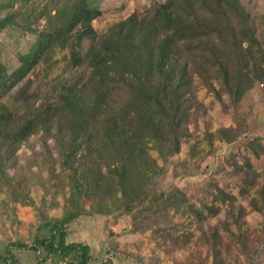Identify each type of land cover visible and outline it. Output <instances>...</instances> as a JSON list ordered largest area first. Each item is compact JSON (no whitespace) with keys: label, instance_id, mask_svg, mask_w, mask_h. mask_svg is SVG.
<instances>
[{"label":"trees","instance_id":"obj_1","mask_svg":"<svg viewBox=\"0 0 264 264\" xmlns=\"http://www.w3.org/2000/svg\"><path fill=\"white\" fill-rule=\"evenodd\" d=\"M13 6V1L0 5L6 10L0 31H27L35 40L19 54L13 71L0 59V194L33 206L40 223L32 243L9 242L7 256L15 261L13 250L31 249L44 251L43 260L50 264H90L87 244L67 242L68 227L82 217L114 214L131 215L132 233L151 231L163 244L206 248L209 261L200 264H230L226 257L233 245L244 253L249 247L247 208L236 196L218 185L210 203L192 202L179 187L150 193L168 157L179 153L184 141L196 138L188 156L200 164L215 153V142L225 139L222 129L202 136L189 131L208 110L197 97L199 85L219 101L228 95L225 109L233 106L234 114L244 93L256 82L264 85V44L242 0H166L150 17L132 14L100 35L93 21L102 11L89 0L64 3L54 14L35 4ZM41 18L46 25L39 30ZM85 39L90 44L80 55L77 48ZM66 48H72L74 63L90 69L84 83H64L57 102L35 104L24 96V88L14 105L2 102L40 64L48 65L57 49ZM133 113L143 130L170 144L162 165L151 155L142 131L139 135L129 125ZM34 135L40 146L30 145L32 153L20 165L18 151ZM257 142L247 144L256 157ZM245 173L249 207L264 212L260 172L247 162ZM32 184L51 196L52 207H59L57 198L62 196L60 218L44 211L46 197L42 207L36 206L29 194ZM222 213L223 220L209 224ZM176 216L183 221L177 222ZM152 260L150 264H167ZM7 261L0 253V263Z\"/></svg>","mask_w":264,"mask_h":264},{"label":"rangeland","instance_id":"obj_2","mask_svg":"<svg viewBox=\"0 0 264 264\" xmlns=\"http://www.w3.org/2000/svg\"><path fill=\"white\" fill-rule=\"evenodd\" d=\"M13 1L12 10L37 5L43 10L55 11L64 3H75L78 0H0V5ZM166 0H89L93 8L101 9L102 15L93 21V26L100 35L112 24L118 23L132 14L140 17H150L158 3ZM257 28L258 37L264 44V0H242ZM6 10L0 9V17ZM45 18H41L38 29L45 27ZM35 40V35L19 30L7 29L0 31V59L8 71H13L19 66V54L27 52ZM89 39L82 41L77 51L81 54L89 46ZM90 69L87 64L74 63L72 48L57 49L51 62L40 64L28 80L18 85L14 91L7 95L2 102L14 105L20 88L31 102L38 104L44 101L57 102L60 90L64 83H84ZM31 80V81H29ZM29 81V82H28ZM199 84V80L196 81ZM198 99L208 108L196 124L189 125V131L196 136H202L205 131L222 129L224 140H217L216 151L200 164H196L188 156L190 146L196 141L192 137L182 143L181 151L168 157L169 161L165 172L157 177L150 186V193L155 191L167 192L174 187L186 191L194 203L212 200L211 193L215 185L226 192L236 196L238 204L247 208L244 217L245 230L249 235V247L243 253L237 245H233L227 260L230 264H264V212L253 211L249 207L250 196L243 189L245 163H249L260 172V183L264 184V85L256 82L251 90L244 93L238 100L237 113L234 114L233 106L229 105L228 95L219 101L212 93L199 85ZM23 104V103H22ZM23 107V106H22ZM22 108L19 110H24ZM18 110V111H19ZM128 120L129 125L146 142L151 155L158 160L160 165L167 156L170 144L162 139L147 133L142 129L139 116L136 113ZM258 139L253 143L256 152L247 148L249 141ZM39 148V136L34 135L18 151L20 165H25L26 158L32 153L30 145ZM253 150V151H251ZM40 172L39 167L33 168ZM14 170H11L13 173ZM47 176V172H42ZM37 207H42L46 199L44 211L52 218H60L63 212L64 199L57 198L59 207L51 206V196L46 194L39 184H32L29 191ZM224 219V214H219L210 219L209 224L214 225ZM177 222H182L181 216H176ZM40 221L33 206H23L12 202L6 193L0 194V253L4 254L9 262L0 264H50L44 261L45 252H35L31 249H15L12 251L15 261L7 256L6 246L16 240L31 244ZM131 215H93L82 217L68 227V243H84L89 246L90 264H150L155 258L167 264H200L209 261L206 248L200 247H174L163 244L160 240L153 239L151 231L146 233H132ZM233 231L236 227L231 226ZM157 261H155L156 263ZM65 264V263H61Z\"/></svg>","mask_w":264,"mask_h":264}]
</instances>
